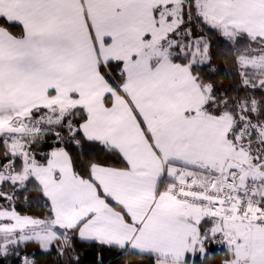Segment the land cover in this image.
I'll return each instance as SVG.
<instances>
[{
  "label": "snow or ice",
  "instance_id": "6c2138e0",
  "mask_svg": "<svg viewBox=\"0 0 264 264\" xmlns=\"http://www.w3.org/2000/svg\"><path fill=\"white\" fill-rule=\"evenodd\" d=\"M0 264H264V0H0Z\"/></svg>",
  "mask_w": 264,
  "mask_h": 264
}]
</instances>
